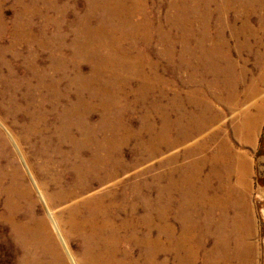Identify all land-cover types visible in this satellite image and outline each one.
<instances>
[{
	"label": "rangeland",
	"instance_id": "1",
	"mask_svg": "<svg viewBox=\"0 0 264 264\" xmlns=\"http://www.w3.org/2000/svg\"><path fill=\"white\" fill-rule=\"evenodd\" d=\"M0 3V45L10 42L15 27L28 25L35 68L47 73V84L60 81L67 105L80 100L81 126L95 132L88 143L82 130H74L82 142L75 150L58 141L51 116L34 131L26 129L24 82L35 85L36 79L22 56H5L8 67L0 72L19 82L21 109L15 112L0 82V122L6 127L0 124V133L12 154L1 167L7 173L16 167L30 191L18 203L16 219L28 210L44 218L63 264H80L84 252L77 233L68 237L67 210L90 206L91 199H102L108 218L117 216L112 202L125 205L117 223L142 216L160 264H264L262 165L251 189L233 190L224 182L227 158L242 151L236 140L257 128L242 122L259 96L254 88L264 85V0ZM49 94L37 91L33 100ZM260 133L256 157L264 152V125ZM91 157L94 175L84 169ZM9 176L0 184L1 216L9 215ZM85 212L79 213L83 221ZM0 228L9 225L0 220ZM15 251L11 240L0 237V264H15ZM136 258L143 264L141 252Z\"/></svg>",
	"mask_w": 264,
	"mask_h": 264
},
{
	"label": "bare ground",
	"instance_id": "2",
	"mask_svg": "<svg viewBox=\"0 0 264 264\" xmlns=\"http://www.w3.org/2000/svg\"><path fill=\"white\" fill-rule=\"evenodd\" d=\"M2 8L3 7H1V9ZM0 16L3 17L4 15ZM3 18L1 20H3ZM1 20L0 25L2 22ZM17 25L19 26L20 24ZM3 27L0 26V36ZM3 42H7V45H0V70L3 66L8 67V61L5 60V56L8 53H11L15 59L22 56L23 61L26 63V65L24 64L25 67H28L29 72L36 79L35 85L29 80L24 82L25 92L23 94V99L25 100L26 106L23 109V117H26L29 120L25 125L26 129L34 131L40 123L46 124L51 116L57 122L53 133L57 136L58 141L63 142L67 140L71 142L74 149L77 150L82 142L81 140L76 139L73 132L74 130H82V135H84L83 139L88 143H91L95 132L92 127L83 129L81 126L82 120L79 114L80 100L77 99V102H71L67 105L63 99L69 95L68 93L63 92L59 87L60 81L55 80L52 84H47V73L44 70L35 68L32 61L33 53L32 50H30V47L33 46V38L28 25L26 27L25 24H21L19 28L15 27L14 33L11 34L10 42L6 40ZM79 45L81 51L85 53L86 50H83L82 42H80ZM19 47L26 49L23 55L18 51ZM98 65H100V63ZM11 72L12 70L8 69L9 75ZM7 77V75L0 72V82L5 84V91L7 92L8 90L10 93V101L15 105V112H17L21 109V106L18 104L19 102L16 91L20 84L18 81H8ZM45 90H50L49 96L40 95L39 101L36 103L33 100V94L37 91L43 92ZM49 98L52 102L49 106V110H46V103H50L48 100ZM0 124L3 128H6L1 122ZM7 132L12 142H14L8 130ZM11 156L12 154L7 139H5L0 133V184L3 183L2 180L5 177L9 174L11 175V177L9 176L10 184L8 187L6 186L7 188L5 189L6 194L7 192L11 193L9 194L10 197H8L9 199L6 203V210L9 215H0V220L6 222L9 225V229L5 231L3 228H0V237L2 239L11 240L13 245H15V254L17 256L15 264H63V258L59 252L58 245L51 236L44 218L33 216L31 214L32 212L28 210V214L25 217L19 220L16 219L17 216H15V213L18 212L20 206L18 203L22 201L23 198L29 197L30 191L25 185L22 175H20L19 170L16 167H12L13 169L9 173L4 170V167H1L2 159L8 157L11 159ZM85 162L87 166L84 167V169L88 170L91 175H94L96 172L94 165L95 158L91 157ZM11 163L12 161L9 160L10 166ZM78 167L79 166L75 164L74 168L77 171V174L80 175ZM83 190L85 189H80V191ZM59 191L63 194L62 189ZM74 194L75 193L71 194L69 199L74 198V196H76ZM31 203L33 202L31 201ZM110 205L114 206L112 209L114 210V214L117 215L116 217H107V215L110 216V212L107 213V206L102 204V199H91L90 206L86 203L80 205L77 204L67 210L68 218L65 221V224L69 229L68 237L73 233H77L83 240L84 252L79 263L139 264L137 260L139 261L140 258L136 257L138 252H141L144 257L143 264H160L157 244L150 241L148 236L144 233V218L137 213L136 209H132L135 214L137 213L134 220L123 218L120 223H117L116 218H118L119 213L126 212V206L123 205L121 207L120 204L115 202H112ZM82 208H85V213H88V218L85 221L81 220V215L79 214ZM127 231L128 234L126 235ZM124 243L129 245V250H123ZM132 250L136 252L135 255H133ZM46 258L48 259L47 261Z\"/></svg>",
	"mask_w": 264,
	"mask_h": 264
},
{
	"label": "crops",
	"instance_id": "3",
	"mask_svg": "<svg viewBox=\"0 0 264 264\" xmlns=\"http://www.w3.org/2000/svg\"><path fill=\"white\" fill-rule=\"evenodd\" d=\"M262 77H264V65L262 66ZM261 88L262 89H259V87L254 88L256 90L254 97L257 95L259 96L257 100L254 101L255 104L252 108V115L250 114V117L242 122V124L246 125L254 123L257 128L251 137H248L250 134H246V136L242 134V138L236 140V144L242 148V151L236 152V155L231 154L226 160L228 166L224 182L227 184V187L233 190L244 188L251 189L253 184L252 177L256 171H259L257 169L259 168L258 165H262V172L264 170V152L261 153L262 155L256 157V150L259 149L262 142L260 138V127L264 125V85H262ZM250 90L251 88L249 92ZM251 98H253V96L249 99Z\"/></svg>",
	"mask_w": 264,
	"mask_h": 264
}]
</instances>
